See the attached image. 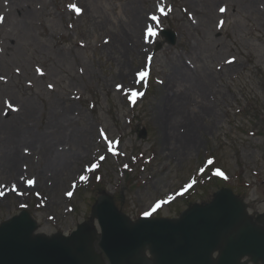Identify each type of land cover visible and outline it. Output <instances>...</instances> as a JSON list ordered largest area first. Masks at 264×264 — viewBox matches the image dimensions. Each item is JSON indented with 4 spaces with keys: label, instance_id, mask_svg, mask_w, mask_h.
Wrapping results in <instances>:
<instances>
[{
    "label": "rangeland",
    "instance_id": "obj_1",
    "mask_svg": "<svg viewBox=\"0 0 264 264\" xmlns=\"http://www.w3.org/2000/svg\"><path fill=\"white\" fill-rule=\"evenodd\" d=\"M19 2L0 0V111L30 102L40 131L67 106L83 156L57 176L38 154L0 175V223L26 209L36 232L69 234L104 192L133 220L178 216L223 185L264 211V0Z\"/></svg>",
    "mask_w": 264,
    "mask_h": 264
},
{
    "label": "water",
    "instance_id": "obj_2",
    "mask_svg": "<svg viewBox=\"0 0 264 264\" xmlns=\"http://www.w3.org/2000/svg\"><path fill=\"white\" fill-rule=\"evenodd\" d=\"M162 33L176 42L173 30ZM37 228L27 210L2 221L0 264H264V225L228 186L179 216L136 220L102 193L70 234Z\"/></svg>",
    "mask_w": 264,
    "mask_h": 264
},
{
    "label": "bare ground",
    "instance_id": "obj_3",
    "mask_svg": "<svg viewBox=\"0 0 264 264\" xmlns=\"http://www.w3.org/2000/svg\"><path fill=\"white\" fill-rule=\"evenodd\" d=\"M140 22L141 16L138 18L137 28L132 33L134 35L131 38L132 44L137 46L136 37H140L138 34ZM205 89L206 86H203L202 90ZM1 103L0 101V105ZM23 107L26 113L19 115L18 118L13 116L14 107L10 103L3 105L0 111V151L2 153L0 155V175H14L19 171L21 159L27 160L29 155L38 154L39 156L42 155V160L47 162L48 171L52 170V173L57 176L63 172L64 168L67 169L73 164V158L77 155L83 156L80 152L71 149L72 143L77 142L74 134L68 132V124L74 120L71 117L73 110L64 106L62 112H49L44 119L39 121L42 130L33 131L34 128L31 126L34 123L33 120L37 124L35 105L30 102L29 104L23 102ZM5 110H7L8 116L4 114ZM185 139H189V137ZM87 142V139L83 141L86 151L89 149V146L86 145ZM39 166L40 164H37L38 169H40L39 173L43 175L44 169L42 165L40 168ZM5 191L6 189H4L3 194Z\"/></svg>",
    "mask_w": 264,
    "mask_h": 264
},
{
    "label": "snow or ice",
    "instance_id": "obj_4",
    "mask_svg": "<svg viewBox=\"0 0 264 264\" xmlns=\"http://www.w3.org/2000/svg\"><path fill=\"white\" fill-rule=\"evenodd\" d=\"M73 7H75V6L73 5ZM75 11H76L77 13H79L81 10H80L79 8H75ZM160 11H161L162 13H164V8L161 7V8H160ZM220 11H221V12H224L225 9H224V8H221ZM164 14H166V13H164ZM152 19H153L154 21H157V20H158V17H157V16H153ZM2 20H3V17H0V21H2ZM221 23H223V22H221ZM147 35H148V36H155V35H156V31H155V29H154L152 26H149V27H148V29H147ZM149 60H151V57H149ZM229 62H230V61H229ZM147 75H148V73H147L146 71H142V72H140V73L138 74L139 80H141V81H142V80H145L146 77H147ZM141 95H143L142 92H138V91H135V90H130V98H131V100H132L133 103L136 101L137 97H138V96H141ZM110 150H111V146H110ZM100 159H104V158H103V157H100ZM209 163H211V161H210ZM96 166H97V165H92V168H95ZM89 170H91V169H89ZM222 174H223V173H220L219 171H217V175H222ZM80 179H81V180H87V176H81ZM28 183L31 184V183H33V181H32V180H29ZM13 187H14V186H13ZM0 195H3V192H0ZM68 195H71V192H69ZM157 207H159V205H157ZM150 214H151V213H146V215H150Z\"/></svg>",
    "mask_w": 264,
    "mask_h": 264
},
{
    "label": "flooded vegetation",
    "instance_id": "obj_5",
    "mask_svg": "<svg viewBox=\"0 0 264 264\" xmlns=\"http://www.w3.org/2000/svg\"><path fill=\"white\" fill-rule=\"evenodd\" d=\"M252 216L262 225H264V211L260 213H252Z\"/></svg>",
    "mask_w": 264,
    "mask_h": 264
}]
</instances>
